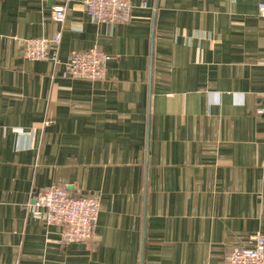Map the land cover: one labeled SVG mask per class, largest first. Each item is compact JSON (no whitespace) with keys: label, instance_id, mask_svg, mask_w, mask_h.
Returning <instances> with one entry per match:
<instances>
[{"label":"crops","instance_id":"0c3cea01","mask_svg":"<svg viewBox=\"0 0 264 264\" xmlns=\"http://www.w3.org/2000/svg\"><path fill=\"white\" fill-rule=\"evenodd\" d=\"M131 1L110 25L83 0H0V264H224L264 235L259 0ZM58 33L60 63L23 57ZM94 47L105 79L62 78ZM52 185L100 197L91 241L46 224Z\"/></svg>","mask_w":264,"mask_h":264},{"label":"built area","instance_id":"2783aa9c","mask_svg":"<svg viewBox=\"0 0 264 264\" xmlns=\"http://www.w3.org/2000/svg\"><path fill=\"white\" fill-rule=\"evenodd\" d=\"M87 14L95 23L110 25L128 24L132 19L131 0H83ZM143 7H146L144 3ZM259 14L264 17V0H259ZM67 7L54 8L53 19L64 24ZM61 33L52 40L33 38L22 44V55L32 61L60 63L58 49ZM111 57L94 47L74 51L66 63L62 78L71 80L101 81L105 79ZM264 117V106L257 109ZM35 205L43 211L46 224L63 227L62 241L66 244L86 243L95 236L101 204L98 195L75 196L65 187L52 185L35 194ZM224 264H264V235L252 237L249 248L237 247L227 255Z\"/></svg>","mask_w":264,"mask_h":264}]
</instances>
